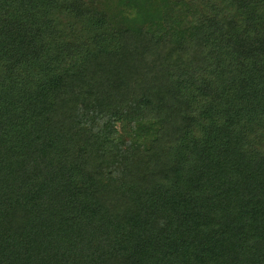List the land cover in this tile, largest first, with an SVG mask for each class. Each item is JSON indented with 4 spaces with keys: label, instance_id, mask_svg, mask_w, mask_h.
<instances>
[{
    "label": "trees",
    "instance_id": "trees-1",
    "mask_svg": "<svg viewBox=\"0 0 264 264\" xmlns=\"http://www.w3.org/2000/svg\"><path fill=\"white\" fill-rule=\"evenodd\" d=\"M0 264H264V0H0Z\"/></svg>",
    "mask_w": 264,
    "mask_h": 264
}]
</instances>
